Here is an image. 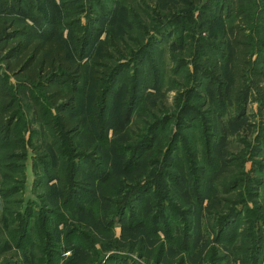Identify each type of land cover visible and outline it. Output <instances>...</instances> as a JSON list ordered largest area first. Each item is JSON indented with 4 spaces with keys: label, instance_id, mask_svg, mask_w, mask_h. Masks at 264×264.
<instances>
[{
    "label": "rangeland",
    "instance_id": "rangeland-1",
    "mask_svg": "<svg viewBox=\"0 0 264 264\" xmlns=\"http://www.w3.org/2000/svg\"><path fill=\"white\" fill-rule=\"evenodd\" d=\"M55 2L0 0V21L15 20L9 37L62 35L70 47L80 20L89 43L84 65L102 61L110 74L101 86L84 80L76 141L66 133L58 144L50 131L43 148L9 158L15 144L0 138V225L7 233L0 263L264 264L257 245L264 224L260 229L258 214L246 209H254L250 197H264V0H235L234 10L228 0ZM239 4L252 47L240 82L231 46L243 25ZM215 62L223 85L212 76ZM196 89L190 125L180 128V107ZM19 105V134L28 141L30 107ZM154 124L155 142L135 156ZM33 142L41 145L37 135ZM77 164L91 185L63 196L52 175ZM105 173L107 180H97ZM119 203L134 226L125 231L116 223ZM29 213L35 222L24 229ZM15 227L26 233L20 249Z\"/></svg>",
    "mask_w": 264,
    "mask_h": 264
},
{
    "label": "trees",
    "instance_id": "trees-1",
    "mask_svg": "<svg viewBox=\"0 0 264 264\" xmlns=\"http://www.w3.org/2000/svg\"><path fill=\"white\" fill-rule=\"evenodd\" d=\"M51 1L56 5L55 0ZM228 2V9L234 10L235 0H228ZM238 8V16L240 15L243 25L236 26L231 46L236 54L234 75L240 82L241 80L243 81L245 68L249 65L252 47L246 35L247 20L244 19L245 16L243 17L245 11L241 9L240 4ZM5 20L0 21V43L2 41V44H0V138L11 140L15 144L14 149L9 154V158L17 156L20 152L26 157L28 147L43 148L47 143L50 131H52L54 142L58 144H61L59 142L66 133L73 134L75 136L74 141H76L84 129L83 121L75 120L80 107V91L84 80L90 76L97 83V86H101L105 77L110 74L109 70H104L107 64L102 61L94 62L96 65H100L101 68L95 66L88 70L84 65L83 61L88 56L87 49L89 47L88 41L86 43L84 42L85 38L83 39L88 34L85 30L86 27L81 24L80 20L78 21L79 25L75 34L70 36L72 46L69 47L65 44L62 35H45L38 40H31L27 35L21 38L9 37V34L12 33H8L7 29L15 24V20L9 23ZM20 31L18 30V32ZM21 32L24 34V31ZM108 56L109 54H107ZM113 74L116 75V73ZM212 76L218 77L221 81L219 84L223 85L224 73L221 66L216 62L213 65ZM11 77L15 78V82L11 80ZM113 80H115V77ZM220 87L222 88V86ZM237 91H240V89H237ZM193 93H189L185 97L187 102L180 107V113L176 120V124L180 128L190 125L189 120L193 114V107L188 102L194 98V95L199 94V89H196ZM22 100L28 103L30 107L28 112H31L32 121H28V126H30V131L32 130L33 134H30L28 141H26L24 135L21 136L19 134V131L24 127L22 125V108L19 105ZM54 110L56 114L53 113ZM104 126L106 127V125L102 124L101 129ZM158 127V124L150 126L147 135L135 149V156L140 157L153 145ZM34 128H37L38 131H34ZM36 135L41 145H35L33 142ZM60 152H62L61 149ZM82 173L83 169L80 164L71 166L69 172L67 167H62L58 175H52L51 180L60 181L59 192L61 195L64 196L71 189L76 191L75 194L81 195L82 192H86L88 185H91L87 179H84ZM96 178L97 180L105 181L107 180V173L105 175L99 174ZM150 188L151 186L147 184L141 187L137 194L144 193ZM250 198L254 202V209H250L248 205L246 209L258 214L257 216L260 217L258 224L261 229L264 224V197H260L257 194ZM239 199H237L238 202H241ZM125 209H127V206L124 207V203H122L119 208L121 218L116 222L122 231L134 227L129 224L130 221L128 216L125 215ZM16 212V210H11L12 219H18ZM32 213H29V217L27 215V217L23 218L24 229L27 226L29 227L30 223L35 222L29 221V219L34 218ZM3 215L5 214L3 213ZM46 216L44 215L41 220L45 221ZM112 224H114L113 221ZM139 226L141 225L139 224ZM11 231L16 236L18 233L17 247L20 249L22 246L21 238L25 237L26 233H24V230L22 233L18 227L11 229ZM5 234H7L5 229L0 225V247L5 242ZM257 240V245L264 249V237L260 235ZM14 255H18V253ZM0 264H23V262L16 259L12 262L7 261Z\"/></svg>",
    "mask_w": 264,
    "mask_h": 264
}]
</instances>
